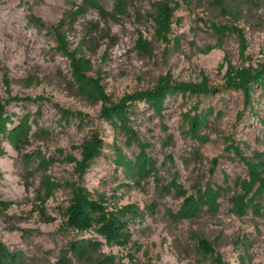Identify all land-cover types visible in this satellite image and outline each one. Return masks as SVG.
Masks as SVG:
<instances>
[{
  "label": "rangeland",
  "instance_id": "1",
  "mask_svg": "<svg viewBox=\"0 0 264 264\" xmlns=\"http://www.w3.org/2000/svg\"><path fill=\"white\" fill-rule=\"evenodd\" d=\"M85 1L0 0V102L10 100V129L27 115L32 127L21 149L0 138V242L21 255L19 264H59L79 239L102 243L100 255L114 257V264H216L217 257L264 264V218L253 211L239 215L232 199L243 193L237 182L250 177L241 157L264 155V89L255 86L247 104L242 92L225 86L229 63L264 66V0H171L175 15L166 39L158 35L154 0H123L119 7L118 0H99L103 11L87 7L68 24L69 49L90 62L87 75L104 87L109 106L163 80H206L213 89L208 96H168L162 116L145 101L135 103L130 126L156 166L139 180L127 177L117 158L120 150L134 160L140 146L102 115V101L79 90L72 60L57 50L51 27ZM197 107L212 110L199 138L186 120ZM94 137L104 143L103 154L80 175L83 148ZM76 187L93 201L107 197L109 211L142 212L137 220L123 217L126 245L112 246L94 230L78 233L69 225ZM209 187L228 190L218 211L175 219L188 197ZM200 239L213 254L202 251Z\"/></svg>",
  "mask_w": 264,
  "mask_h": 264
},
{
  "label": "trees",
  "instance_id": "2",
  "mask_svg": "<svg viewBox=\"0 0 264 264\" xmlns=\"http://www.w3.org/2000/svg\"><path fill=\"white\" fill-rule=\"evenodd\" d=\"M157 11V23L159 26L158 35L166 39L171 31L175 8L171 4V0H154ZM123 5V0H118L117 7ZM87 7L100 8L99 0H86L83 5L64 18L58 25L52 26L51 30L57 39V50L72 60V72L75 83L79 90L94 98L102 101V115L109 121L121 128L128 136H131L132 141H136L140 146L141 151L134 160L128 159L120 150L117 158V165L122 167L127 177L133 180L150 177L156 170L155 162L146 152V146L140 142L135 136L133 128L130 126V115L135 111V103L137 101H145L146 104L154 110L158 115L162 116V110L166 105L168 96H174L178 92L182 95L191 96H208L213 93V89L208 86L205 80L201 84H170L168 80L161 81L153 90L138 92L134 95L125 97L120 103L109 106L111 100L106 94L104 87L87 73L91 71L90 62L84 57H78L75 52L70 51L68 42L67 26L70 23L73 25L77 18L82 15ZM34 21H36L34 19ZM37 23L43 24L37 20ZM139 46L148 51V44L142 40L138 41ZM225 86L230 90H237L243 93L246 98V103L249 104L253 95V88L260 86L264 89V66L258 69H242L233 66L229 63L225 75ZM43 98H37L35 101H41ZM17 101V98H11ZM27 99H23L25 101ZM10 100L0 102V138L8 137L11 143L21 149L22 145L29 141V135L32 127L29 124L31 116L27 115L23 118L20 125L13 129L9 128L12 123V116L7 112V105ZM197 112L194 115L187 114L186 120L189 124V130L195 138H199V133L205 127L208 115L212 110ZM66 117L72 114L69 111H64ZM84 115L79 114L78 118L82 119ZM104 143L98 137H94L83 148V158L78 162L77 171L80 175H84L91 167L95 159L103 154ZM236 155H241L239 149L234 150ZM5 155V151L0 148V157ZM245 160L248 165L250 177L248 180L237 182V186L243 191L242 194L233 196V210L239 215H247L249 211L260 215L264 218V155L263 153H255L253 161ZM236 183V182H235ZM228 190L222 187H209L201 192L197 197H188L183 203L181 209L175 213L176 220L195 219L207 210L216 212L220 208L218 200L227 193ZM91 194L81 187L74 189V197L70 207L66 211L69 225L78 233L87 231H96L102 235L107 242L112 246H124L129 240L127 235L126 224L123 217L139 219L142 218V212L126 207L109 211L111 207L108 204L109 199L105 196L100 197L99 201L90 199ZM5 205V204H3ZM102 243L97 241L79 239L70 243L69 252L63 255L59 264H114L115 258L112 256L102 257L100 250ZM199 246L206 255L214 253L211 245L204 239L199 240ZM21 255L13 253L0 242V264H19ZM216 264H229L217 257Z\"/></svg>",
  "mask_w": 264,
  "mask_h": 264
}]
</instances>
